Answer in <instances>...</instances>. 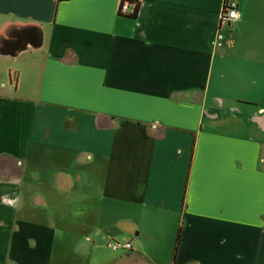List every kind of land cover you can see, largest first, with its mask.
Instances as JSON below:
<instances>
[{
	"label": "crops",
	"instance_id": "crops-1",
	"mask_svg": "<svg viewBox=\"0 0 264 264\" xmlns=\"http://www.w3.org/2000/svg\"><path fill=\"white\" fill-rule=\"evenodd\" d=\"M120 1L0 0V264H264V0Z\"/></svg>",
	"mask_w": 264,
	"mask_h": 264
},
{
	"label": "built area",
	"instance_id": "built-area-1",
	"mask_svg": "<svg viewBox=\"0 0 264 264\" xmlns=\"http://www.w3.org/2000/svg\"><path fill=\"white\" fill-rule=\"evenodd\" d=\"M131 5L129 2L122 1L119 6L120 14H127L129 13V9ZM238 17L237 10L234 3H230L227 7L225 12L220 16V22L230 25V23L234 22ZM107 246L113 250L117 251L118 249H130L131 245L129 243H120L117 241L109 242Z\"/></svg>",
	"mask_w": 264,
	"mask_h": 264
},
{
	"label": "trees",
	"instance_id": "trees-1",
	"mask_svg": "<svg viewBox=\"0 0 264 264\" xmlns=\"http://www.w3.org/2000/svg\"><path fill=\"white\" fill-rule=\"evenodd\" d=\"M122 1L130 3V5L132 7L131 16L132 17H136L138 9H139V3L135 2V1H132V0H121L120 3H122ZM179 233H180V231H178V234H177V237H176L174 255L176 254V251H177V243H178V239H179Z\"/></svg>",
	"mask_w": 264,
	"mask_h": 264
},
{
	"label": "rangeland",
	"instance_id": "rangeland-1",
	"mask_svg": "<svg viewBox=\"0 0 264 264\" xmlns=\"http://www.w3.org/2000/svg\"><path fill=\"white\" fill-rule=\"evenodd\" d=\"M5 80L8 82V71H7V65L0 64V81ZM13 82V80H12Z\"/></svg>",
	"mask_w": 264,
	"mask_h": 264
},
{
	"label": "flooded vegetation",
	"instance_id": "flooded-vegetation-1",
	"mask_svg": "<svg viewBox=\"0 0 264 264\" xmlns=\"http://www.w3.org/2000/svg\"><path fill=\"white\" fill-rule=\"evenodd\" d=\"M12 44L22 45V39L21 40L19 39L18 41H16V43H12Z\"/></svg>",
	"mask_w": 264,
	"mask_h": 264
}]
</instances>
